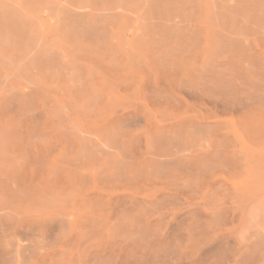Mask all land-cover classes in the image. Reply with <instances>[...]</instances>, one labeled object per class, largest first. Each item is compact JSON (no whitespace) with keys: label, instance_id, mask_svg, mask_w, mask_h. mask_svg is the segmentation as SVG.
<instances>
[{"label":"bare ground","instance_id":"obj_1","mask_svg":"<svg viewBox=\"0 0 264 264\" xmlns=\"http://www.w3.org/2000/svg\"><path fill=\"white\" fill-rule=\"evenodd\" d=\"M237 21L264 37V0H0V264L165 263L179 230L188 264H264V49L211 32ZM217 170L198 202L167 189Z\"/></svg>","mask_w":264,"mask_h":264},{"label":"rangeland","instance_id":"obj_2","mask_svg":"<svg viewBox=\"0 0 264 264\" xmlns=\"http://www.w3.org/2000/svg\"><path fill=\"white\" fill-rule=\"evenodd\" d=\"M92 8H94V5L92 6ZM94 14V13H93ZM242 15V14H241ZM247 17L246 18H249V20L251 19V15L252 13H246ZM162 16V15H161ZM180 16H185L183 15V13L179 14V18H181ZM188 16V15H187ZM260 18V17H259ZM92 19H94L92 17ZM191 20V18H190ZM95 21V22H94ZM94 21L92 22V24H99V22H97L98 20L97 19H94ZM197 21H203V15H201V18L197 19ZM104 24L106 25H109L107 23L106 20H103L102 21ZM115 22L111 23V25H113ZM117 23V22H116ZM240 22L237 21L235 23H227V24H222V23H218V24H213L212 28H211V32H212V35H213V39H215L217 42H224L225 45H228V44H237L239 45L240 43H242V40L244 39L243 37L245 36H241L242 33L245 34L248 39L251 41V42H254L255 44L258 45V48L259 49H264V42H261L260 39L262 38V40H264V37H258V34L256 32H249L247 33V27H245L244 25H240L239 24ZM149 24H152V23H149ZM257 32H261L263 31V26L264 25H257ZM183 27V26H182ZM194 29V28H192ZM210 29V27H209ZM209 29H204L202 30L201 32H198L199 33V40H204V38L206 37V34H207V31ZM243 29H244V32H243ZM180 32H188L187 29H184L183 30H180ZM241 32V33H240ZM240 33V34H239ZM183 35V34H182ZM184 39L187 38V34H184L182 36ZM221 37H224L220 40ZM242 37V38H241ZM178 38V37H177ZM178 40H180L178 38ZM226 47V46H225ZM224 59L225 61H228V57H230L228 54H224ZM227 63V62H226ZM236 65L238 67H242L243 66V62L242 61H236ZM191 103V102H190ZM201 111V110H200ZM138 115V114H137ZM12 116H15L16 118L19 116L17 115V113L14 111L12 113ZM140 116V115H138ZM201 116L204 118V119H207L208 121H214V120H218L219 121V127H218V131L219 132H222L223 130L224 131H233L234 128H237L238 126V117L237 116H217L216 118L215 117H211L208 113H206L205 111H201ZM210 117V118H209ZM18 121V120H17ZM19 122V121H18ZM22 122V120L20 121ZM39 128V127H38ZM37 128V129H38ZM24 129V128H23ZM40 129H44V131H47L48 129L47 128H43L41 127ZM22 131V129H20V125L18 126V130L17 133L19 131ZM238 133V132H237ZM236 134V133H234ZM23 135H26L27 134L25 132H23ZM20 135H16V137H19ZM47 141H43L42 143H46ZM29 155L31 156V154L29 153ZM14 159H15V163H14V167H13V172L11 174V180L14 181L17 185H19V181L22 179V177L25 175V174H28L30 172V169H31V166L29 164V161L27 160V157L26 155L24 156H19V154H14ZM169 172L166 175L163 174V176H161L162 178H160V175H159V179H157L158 182L157 185L158 186H168L169 185V182L168 181H172L173 180V177H183L184 176V173H181V172H178V169L177 168H174L173 170L171 171H167ZM166 172V173H167ZM229 175H231V172L230 170H217V171H214L212 174H209L208 178H207V181H203L202 183L201 182H195V181H190L188 182L187 184H182L180 181V183L175 186L174 184L172 183H176L174 180V182H172L170 185L171 187H168V191H170L172 194H176V195H180L181 198H186V197H189L193 202H198L200 201V199L203 198V195H208V188L207 186H213V185H210L209 184V181L210 180H213L215 181L216 179H221L223 178V185L225 184H228L229 183L227 182V180L229 181ZM168 177L167 180L166 177ZM173 176V177H172ZM13 177V179H12ZM165 177V179H164ZM172 177V178H171ZM184 177H187V176H184ZM183 177V178H184ZM203 180V177L200 178V180ZM226 179V181H224ZM159 180H162L163 182L166 181V182H162L160 181L159 183ZM155 181V179H154ZM111 183V181H110ZM174 185V186H173ZM59 186V185H57ZM85 186H90L89 184H86ZM116 189V192L117 193H130L131 191L130 190H125L124 189V186H114ZM218 187V186H217ZM218 189V188H216ZM216 189L213 191H211V193L213 192H216ZM218 191V190H217ZM217 193V192H216ZM162 204H164L165 206L168 205H172L173 204V199H165L164 201H162ZM97 209L94 208L92 209V211H96ZM103 209H99L98 208V211H101ZM189 222H185V223H180L178 225V227L180 228H186V224H188ZM181 230H179V232H174L172 233L171 235L168 236V238L165 240L164 244H167V248L172 252H173V255H170L171 260L170 261H166L165 263L164 262H156L155 264H188L186 262V259L184 258H187L190 256V254L192 253V251L195 249V246L197 241L200 240V237L198 235H189L187 234L186 232H180ZM191 236V237H190ZM103 239H106V238H101V237H98L97 235H92V243H96V242H99L100 240H103ZM161 241V240H160ZM221 249H219L218 251H220ZM106 251L105 250L104 252H96L94 248H92V264H111V262H105L104 260H102L101 258L99 257H102L103 258H106ZM150 252H147V254L143 257L144 260L143 262H140V264H147V263H144L145 262V259H147L150 254ZM141 255V254H139ZM138 255V257H139ZM184 255V257H183ZM163 256V253L160 254V257ZM169 257V256H168ZM183 257L182 259H179ZM176 260V261H175ZM149 264H153V263H149Z\"/></svg>","mask_w":264,"mask_h":264}]
</instances>
